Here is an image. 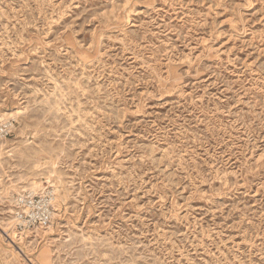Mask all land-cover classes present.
I'll return each mask as SVG.
<instances>
[{"label": "rangeland", "instance_id": "rangeland-1", "mask_svg": "<svg viewBox=\"0 0 264 264\" xmlns=\"http://www.w3.org/2000/svg\"><path fill=\"white\" fill-rule=\"evenodd\" d=\"M9 119L4 194L56 198L0 264H264V0H0Z\"/></svg>", "mask_w": 264, "mask_h": 264}, {"label": "built area", "instance_id": "built-area-1", "mask_svg": "<svg viewBox=\"0 0 264 264\" xmlns=\"http://www.w3.org/2000/svg\"><path fill=\"white\" fill-rule=\"evenodd\" d=\"M13 129L14 121H0V144L12 135ZM55 196L51 190L37 192L32 189L14 191L6 196L0 186V213L6 212V217L0 220V234L19 255L28 257L24 247L37 241L39 230L52 224ZM8 222L12 226L6 230L3 225Z\"/></svg>", "mask_w": 264, "mask_h": 264}, {"label": "bare ground", "instance_id": "bare-ground-1", "mask_svg": "<svg viewBox=\"0 0 264 264\" xmlns=\"http://www.w3.org/2000/svg\"><path fill=\"white\" fill-rule=\"evenodd\" d=\"M11 223L8 222L6 223V225H3V227L7 230V229H10L12 225H10ZM53 224V222H52ZM52 224L48 227V228H45V229H42L41 232L43 233H50L53 231V226ZM40 233V230L38 231ZM39 254L37 256H39L40 258L46 260L48 257V253H49V249L46 247L44 248L41 252H38ZM31 261V259H28ZM39 260V259H38ZM32 262V261H31Z\"/></svg>", "mask_w": 264, "mask_h": 264}]
</instances>
